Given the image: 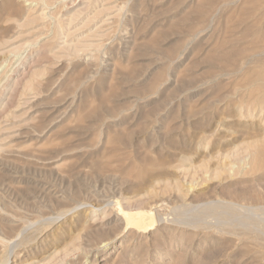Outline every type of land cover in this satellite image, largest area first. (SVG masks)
<instances>
[{
  "label": "rangeland",
  "instance_id": "1",
  "mask_svg": "<svg viewBox=\"0 0 264 264\" xmlns=\"http://www.w3.org/2000/svg\"><path fill=\"white\" fill-rule=\"evenodd\" d=\"M263 156L264 0H0V264H264Z\"/></svg>",
  "mask_w": 264,
  "mask_h": 264
},
{
  "label": "bare ground",
  "instance_id": "2",
  "mask_svg": "<svg viewBox=\"0 0 264 264\" xmlns=\"http://www.w3.org/2000/svg\"><path fill=\"white\" fill-rule=\"evenodd\" d=\"M258 156H259V154H258ZM136 214L137 215L133 221V227L134 228L141 230V231H147L154 226L155 222H154V220L149 219V217H150L149 214H147L143 211H139Z\"/></svg>",
  "mask_w": 264,
  "mask_h": 264
}]
</instances>
